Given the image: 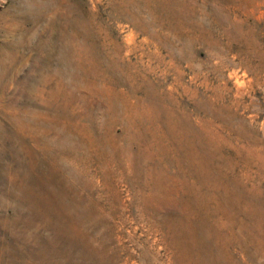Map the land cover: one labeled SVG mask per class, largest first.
<instances>
[{"label":"rangeland","instance_id":"obj_1","mask_svg":"<svg viewBox=\"0 0 264 264\" xmlns=\"http://www.w3.org/2000/svg\"><path fill=\"white\" fill-rule=\"evenodd\" d=\"M263 85L264 0H0V264H264Z\"/></svg>","mask_w":264,"mask_h":264},{"label":"bare ground","instance_id":"obj_2","mask_svg":"<svg viewBox=\"0 0 264 264\" xmlns=\"http://www.w3.org/2000/svg\"><path fill=\"white\" fill-rule=\"evenodd\" d=\"M157 39V38H156ZM199 42V41H198ZM116 43V42H115ZM112 44V43H111ZM117 44V43H116ZM139 44V43H138ZM182 44V43H181ZM114 45V44H113ZM171 45V44H170ZM183 45V44H182ZM116 47H118V46H116ZM115 47V48H116ZM121 47V46H120ZM119 48V47H118ZM113 49V48H112ZM161 49V48H160ZM119 50H120V48H119ZM124 50V49H123ZM223 50V49H222ZM147 50H145V52H146ZM208 51V50H207ZM125 52V51H124ZM170 52H173V51H170ZM179 52V51H178ZM216 52V51H215ZM214 52V53H215ZM121 53V52H120ZM228 53H230V52H228ZM123 54V53H122ZM111 55V54H110ZM174 55V54H173ZM221 55V54H220ZM216 57V56H215ZM219 57H221V56H219ZM225 57V56H224ZM147 58V57H146ZM177 58H179V57H177ZM120 60V59H119ZM221 60V59H220ZM222 61V60H221ZM215 62V61H214ZM220 62V61H219ZM225 63V62H224ZM199 65V64H198ZM203 65V64H202ZM215 65H217V64H215ZM206 66V65H205ZM227 66V65H226ZM204 67V66H203ZM202 67V68H203ZM221 67H222V65H221ZM239 67H241V66H239ZM226 68V67H225ZM224 68V69H225ZM211 69V68H210ZM227 69V68H226ZM148 70V69H147ZM218 70V69H217ZM221 70V69H220ZM245 70V69H244ZM215 72V71H214ZM232 71H230V73H231ZM238 72V71H237ZM244 72V71H243ZM180 73V72H179ZM234 73V72H233ZM235 73H236V70H235ZM246 73V72H245ZM215 75V74H214ZM217 75V74H216ZM229 75V74H228ZM231 75V74H230ZM233 75V74H232ZM217 77V76H216ZM238 78V77H237ZM240 78V77H239ZM142 79H144V78H142ZM224 79V78H223ZM243 79V78H242ZM257 79V78H256ZM220 80H222V77H221V79ZM252 80V79H251ZM235 81V80H234ZM219 83H220V81H218ZM237 82H239V81H236L235 83H237ZM259 82V81H258ZM225 83V82H224ZM240 83H242V80H241V82ZM239 83V84H240ZM209 84V83H208ZM228 84V83H227ZM238 84V85H239ZM243 84V83H242ZM241 84V85H242ZM257 84V83H256ZM263 84V83H262ZM241 85H239L238 87H241ZM244 85V84H243ZM206 86V85H205ZM246 86V85H245ZM244 86V87H245ZM249 86V85H248ZM261 86V85H260ZM264 86V85H263ZM237 87V86H236ZM243 86H242V88H244ZM253 87V86H252ZM206 88V87H205ZM219 88V87H218ZM208 89V88H207ZM210 89V88H209ZM254 89V88H253ZM110 90V89H109ZM219 90V89H218ZM245 90V89H244ZM108 91V90H107ZM189 91V90H188ZM208 91V90H207ZM239 91V90H238ZM119 92V91H118ZM213 92H214V90H213ZM230 92H231V89H230ZM251 92V91H250ZM223 93H224V91H223ZM236 93H238V92H236ZM228 94V93H227ZM237 95V94H236ZM243 95V94H242ZM248 95H249V93H248ZM123 96V95H122ZM220 96V95H219ZM240 96V95H239ZM119 97V96H118ZM127 97V96H126ZM119 98H121V96L119 97ZM123 99V98H122ZM126 99V98H125ZM126 101V100H125ZM204 101V100H203ZM121 102V101H120ZM129 102V101H128ZM217 102V101H216ZM126 104V103H125ZM137 104H138V102H137ZM196 104V103H195ZM130 105V104H129ZM132 105V104H131ZM197 105V104H196ZM239 105V104H238ZM124 106V105H123ZM198 106V105H197ZM134 109V108H133ZM223 114V113H222ZM226 114V113H225ZM229 114V113H228ZM217 115V114H216ZM221 115V114H220ZM226 116H228L227 114H226ZM223 117V116H222ZM229 117V116H228ZM224 118V117H223ZM197 133V132H196ZM197 135V134H196ZM183 137V136H182ZM251 138V137H250ZM201 145V144H200ZM185 156H187V155H185ZM184 157V156H183ZM250 157V156H249ZM248 157V158H249ZM243 158H245V157H243ZM194 160V159H193ZM34 182V184L31 186L32 188H35L36 189V195H37V206H40V207H42V210H44L45 212H54V210L55 211H57L58 209H63V208H65V207H68L67 206V204H66V202H65V200H64V198H63V196H64V194L62 193V195H61V197L60 198H57L56 197V193H54L53 192V190L54 189H52V186H51V184L49 183V182H42V181H39V180H34L33 181ZM56 187V186H55ZM73 188V187H72ZM177 190V189H176ZM59 192V191H58ZM58 194V193H57ZM75 196V195H74ZM80 201V200H79ZM68 211V210H67ZM59 212V211H58ZM61 212V211H60ZM63 212V211H62ZM55 214V213H54ZM63 214V213H62ZM63 217V216H62ZM57 218V217H56ZM58 219V218H57ZM239 225V224H238ZM59 236V235H58ZM81 260V259H80Z\"/></svg>","mask_w":264,"mask_h":264}]
</instances>
